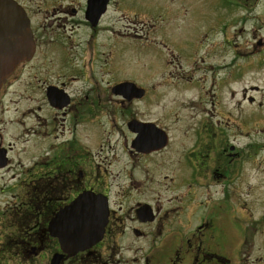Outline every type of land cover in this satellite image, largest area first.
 I'll list each match as a JSON object with an SVG mask.
<instances>
[{"label": "flooded vegetation", "instance_id": "1", "mask_svg": "<svg viewBox=\"0 0 264 264\" xmlns=\"http://www.w3.org/2000/svg\"><path fill=\"white\" fill-rule=\"evenodd\" d=\"M15 1L30 19L35 48L32 56L20 63L0 87V264H51L52 255L62 252V248L49 230L50 220L85 189L102 192L109 198L110 215L104 238L73 256L64 252L59 264H110L117 237L127 235L138 240L146 234L157 237L163 231L166 236L157 237L160 245L147 247H155L161 255L155 254L154 262L146 259L142 264H207L212 260L225 264L221 254L211 252L214 249L208 241V237H214L211 206L215 203L229 208V212L233 209L235 220L242 219L243 211L252 216L248 203L258 198L259 144H249L250 151L244 153L241 146L228 142L227 136L240 134L236 120L231 123L219 119L215 127L209 121L205 123L203 131L209 143L203 145L210 149L202 147L182 156L184 164L179 177L181 185L186 186V201L181 199L182 204L174 203L162 213L163 206L142 199V193L157 183V178L148 179L142 189L150 171L145 161L165 153L172 140L162 123L142 116L146 86L136 82L145 89L139 98L129 99L114 91L117 84L135 80L127 74L130 66L126 50L116 43L121 26L115 27L111 15L113 0H108L106 10L96 20L89 16V0ZM121 28L126 31L121 34L127 41L142 44L144 36ZM154 30L156 35L157 29ZM164 47L171 51L169 46ZM211 51L212 48L206 54ZM156 57L160 77L157 86L161 89L165 74L172 77L173 71L168 67L171 55L161 48ZM207 66L211 69L216 65L211 63L204 68ZM214 88L218 92L217 82ZM244 97L254 103L252 96L245 93ZM139 100L141 105L135 111ZM131 120L155 122L168 132L167 145L150 152L130 148L128 144L132 147L137 135L128 127ZM122 124L132 135L129 142L125 140L128 154L114 153L111 160L101 161L104 166L97 159L100 152L95 150L99 137L111 131L106 129L109 125H119L123 132ZM121 168L118 174L131 175L134 170L142 173L136 180L139 182L132 181L122 195L119 193L120 203H131L126 211L121 204L115 206L107 185L111 171ZM7 194L10 197L5 199ZM185 203V211L180 210ZM142 204L151 206L153 219L141 218L137 209ZM252 220L254 232L259 229L260 219L253 216Z\"/></svg>", "mask_w": 264, "mask_h": 264}, {"label": "rangeland", "instance_id": "2", "mask_svg": "<svg viewBox=\"0 0 264 264\" xmlns=\"http://www.w3.org/2000/svg\"><path fill=\"white\" fill-rule=\"evenodd\" d=\"M110 11L115 27H127L129 32L144 36L139 44L127 41L121 34L126 31L121 27L116 34L119 37L116 43L126 50L128 77L148 88L142 105L139 100L135 111L141 105L142 116L162 123L172 140L165 153L146 158L145 165L150 171L142 189L148 179L157 178V183L142 193V199L163 206L162 213L174 203L182 204L181 199L185 202L186 186L181 185L179 177L183 154L202 147L210 149L203 145L209 143L203 131L208 121L215 127L219 119L231 123L236 120L240 134L227 136L228 142L241 146L244 153L250 151L249 144H259L258 198L248 203L252 219L253 216L260 219L259 229L253 232L254 222L245 211L241 220H235L233 209L229 212V208L214 203L210 211L214 237H208V241L215 250L211 252L221 254L225 264H264V0H113ZM152 26L157 29L156 35ZM159 46L171 55L168 67L173 71L170 79L165 74L161 89L157 86L160 77L155 67ZM172 51L188 58L178 60ZM211 63L216 66L204 68ZM186 75L190 77L186 79ZM214 82L220 87L218 92L212 90ZM245 93L254 98L253 104L244 97ZM111 126L106 127L111 131L99 137L95 147L100 152L97 154L100 162L111 160L114 153L128 154L125 140L129 142L132 135L126 125L122 124L123 132L119 130L121 126ZM176 163L178 167L173 165ZM121 170L111 171L107 185L111 187L115 206L121 204L126 211L131 203H120L119 193L122 195L132 181L139 182L136 180L142 173L134 170L131 175L118 174ZM9 197L7 194L5 199ZM185 205L180 210L185 211ZM162 236H166V231L157 237ZM157 237L150 234L138 240L127 235L117 237L110 264H142L146 259L154 262V255H161L160 250L154 247L148 254L147 247L159 246ZM206 263L215 264V260Z\"/></svg>", "mask_w": 264, "mask_h": 264}, {"label": "water", "instance_id": "3", "mask_svg": "<svg viewBox=\"0 0 264 264\" xmlns=\"http://www.w3.org/2000/svg\"><path fill=\"white\" fill-rule=\"evenodd\" d=\"M108 0H89V16L97 19L105 10ZM30 19L24 8L15 0H0V87L8 76L34 51ZM115 93L127 98L143 96L144 88L134 82H122L115 86ZM129 128L137 133L132 146L144 152L159 150L167 145V132L154 122L131 120ZM142 219H153L152 208L142 204L138 209ZM108 197L93 190H84L71 202L55 213L50 222L52 235L59 238L61 247L69 256L97 244L104 236L109 217ZM64 257L55 253L52 264H59Z\"/></svg>", "mask_w": 264, "mask_h": 264}]
</instances>
